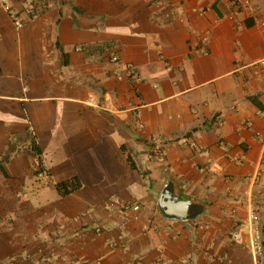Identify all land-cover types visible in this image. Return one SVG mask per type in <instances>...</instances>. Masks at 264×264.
<instances>
[{"label":"crops","instance_id":"1","mask_svg":"<svg viewBox=\"0 0 264 264\" xmlns=\"http://www.w3.org/2000/svg\"><path fill=\"white\" fill-rule=\"evenodd\" d=\"M250 10L264 18V0L234 19L228 0H0V264H264ZM168 183L197 217L160 212Z\"/></svg>","mask_w":264,"mask_h":264},{"label":"built area","instance_id":"2","mask_svg":"<svg viewBox=\"0 0 264 264\" xmlns=\"http://www.w3.org/2000/svg\"><path fill=\"white\" fill-rule=\"evenodd\" d=\"M229 4L232 6V11L228 15L230 19H234L235 16L245 10H249L253 6V0H228ZM8 10H11L7 6ZM252 16L256 18V22L259 25L264 26V18L255 14V10H250ZM15 23L18 27H22L24 22L23 20L16 17ZM207 40V37L204 38ZM119 60L118 56L113 57V61L117 62ZM253 71L256 75L262 78L264 85V60H260L252 64ZM117 75H121L120 71L116 72ZM139 79V78H137ZM164 151L161 150L158 155H163ZM142 205L140 203L126 202L122 206V212L125 218H128L133 214L135 218L139 217ZM248 224L250 227V248L254 256L261 260L264 257V244H263V233L260 225V215L257 211V208L254 204L250 205V214L248 217ZM232 240L235 244L241 245L244 243V236L240 228L235 227L231 232Z\"/></svg>","mask_w":264,"mask_h":264},{"label":"water","instance_id":"3","mask_svg":"<svg viewBox=\"0 0 264 264\" xmlns=\"http://www.w3.org/2000/svg\"><path fill=\"white\" fill-rule=\"evenodd\" d=\"M158 209L167 218L178 220L192 219L201 213L196 203L175 193L172 183L164 187L158 200Z\"/></svg>","mask_w":264,"mask_h":264},{"label":"trees","instance_id":"4","mask_svg":"<svg viewBox=\"0 0 264 264\" xmlns=\"http://www.w3.org/2000/svg\"><path fill=\"white\" fill-rule=\"evenodd\" d=\"M79 185L80 184L76 182V178H74L73 180L69 182H63V183L57 184V188L59 189L61 193H69L72 190L78 188Z\"/></svg>","mask_w":264,"mask_h":264}]
</instances>
